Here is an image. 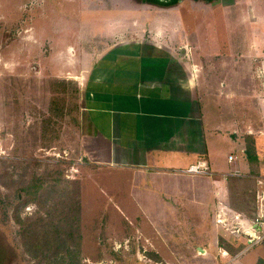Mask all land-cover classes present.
<instances>
[{
  "label": "rangeland",
  "instance_id": "374dc122",
  "mask_svg": "<svg viewBox=\"0 0 264 264\" xmlns=\"http://www.w3.org/2000/svg\"><path fill=\"white\" fill-rule=\"evenodd\" d=\"M20 2L0 0V160L56 164L65 179L80 182L79 264H211L216 246L227 247L226 239H214L216 233L225 235L233 229L213 225V194L207 207L176 205L167 209L161 201L166 197L156 186L144 179L143 187L133 186L142 176L88 166L80 153V94L77 97L70 85L60 95L55 94L52 83L57 79L50 76H61L70 67L68 42L74 40L71 48L80 53L92 43L88 41L97 39L121 18L126 24L135 22L141 27L162 26L173 41L191 46L187 55L200 54L196 57L202 67L200 79L208 86H202L199 100L207 117L203 123L210 128L203 132L212 139L208 143H212L211 155L217 163L227 165L228 177L238 172L236 177L244 178L247 175L240 167L253 162L242 159L239 153L247 136L244 128L249 125L256 135L261 117L254 94L262 89L264 100V89L256 91L252 78L253 72L264 69L250 59L264 57V0H218L212 5L185 0L167 9L141 5L138 0H24L26 10L18 15L15 7ZM31 2L33 6L41 3L28 8ZM114 3L123 8L138 7L120 12L111 7ZM77 33L86 42L76 41ZM77 42L84 47H78ZM55 98L62 100L52 104ZM49 113L58 135L51 147L42 141L43 121ZM44 137L45 141L48 137ZM256 141L264 146V136ZM228 156L237 159L228 163ZM200 167L210 173L197 176L200 185L223 181L213 169ZM231 179L226 182L228 189L239 184ZM257 181L263 185L262 179ZM253 182L249 177L240 184L244 183L247 191ZM5 195L12 198V192L0 188V232L14 252L11 264H53L41 258L32 260L23 251L11 218L13 203L5 202ZM28 207L21 210V216L36 209L35 205Z\"/></svg>",
  "mask_w": 264,
  "mask_h": 264
},
{
  "label": "crops",
  "instance_id": "0c3cea01",
  "mask_svg": "<svg viewBox=\"0 0 264 264\" xmlns=\"http://www.w3.org/2000/svg\"><path fill=\"white\" fill-rule=\"evenodd\" d=\"M19 1L15 7L18 15L26 10L27 3ZM39 3L33 6L31 2L28 8ZM111 7L131 12L138 6L123 8L114 3ZM111 25L97 39L88 41L92 43H87L80 53L71 48L74 40L72 44L68 42L70 67L61 76H50L73 81L79 89L78 132L83 161L91 167L144 177L133 186L143 187L142 179L156 186V191L166 197L161 201L167 209L176 205L207 207L212 193L213 225L233 229L225 235L216 233L214 239H226L227 247L216 246L211 264H264V146L255 142L264 136L262 89L254 94L261 123L256 135L249 125L245 126L247 136L239 149L242 159L253 162H244L240 167L247 175L244 178L236 177L238 172L228 177L227 165L217 163L211 155L212 143H208L212 139L208 140L203 132L210 128L203 123L207 117L199 100L202 86H208L201 83L202 67L196 59L200 54L187 55L191 46L173 41L162 26L141 27L135 22L126 24L122 18ZM79 37L77 33L76 41L86 42ZM77 43L78 47H84V43L81 46ZM263 58L250 57L261 69ZM253 73L256 91L264 89V72ZM211 130L217 133L213 126ZM234 135L232 132V141ZM235 159L228 156L227 162ZM192 165L208 166L221 174L223 181L200 185L197 176L177 175ZM249 177L256 182L246 191L244 183H240ZM229 178L239 184L228 189ZM258 179H262V186ZM236 197L241 201H236ZM247 197L251 198V204L247 203ZM199 217L201 221L207 219ZM202 251L205 255L206 251Z\"/></svg>",
  "mask_w": 264,
  "mask_h": 264
},
{
  "label": "trees",
  "instance_id": "16d2710c",
  "mask_svg": "<svg viewBox=\"0 0 264 264\" xmlns=\"http://www.w3.org/2000/svg\"><path fill=\"white\" fill-rule=\"evenodd\" d=\"M138 3L162 8L175 5L164 4L161 0H138ZM52 85L55 94L59 95L64 92L65 86L70 85L72 92L78 97L79 89L73 81L57 79ZM60 100L62 99L55 98L51 102L58 103ZM47 116L43 121L45 127L42 141L45 146L51 147L58 135L51 125L52 114ZM44 134L48 137L45 141ZM18 168L20 173L15 172ZM0 188L12 192V198L5 195L4 199L11 205L13 203L11 218L16 227L18 241L30 259L41 258L53 264L80 263L81 205L80 182L77 179H65L56 164L12 163L0 160ZM29 205H35V211L21 216V210H29ZM14 256L0 232V264H11Z\"/></svg>",
  "mask_w": 264,
  "mask_h": 264
},
{
  "label": "built area",
  "instance_id": "2783aa9c",
  "mask_svg": "<svg viewBox=\"0 0 264 264\" xmlns=\"http://www.w3.org/2000/svg\"><path fill=\"white\" fill-rule=\"evenodd\" d=\"M231 160V158H230ZM181 174L190 175V176H198V175H205L208 176V173L205 169H202L199 165H192L189 166L187 169L180 171Z\"/></svg>",
  "mask_w": 264,
  "mask_h": 264
},
{
  "label": "flooded vegetation",
  "instance_id": "af4514ba",
  "mask_svg": "<svg viewBox=\"0 0 264 264\" xmlns=\"http://www.w3.org/2000/svg\"><path fill=\"white\" fill-rule=\"evenodd\" d=\"M164 4H175L177 5L178 3L185 1V0H161ZM189 1H194V2H200L204 3L206 5H212L213 3H216L218 0H189Z\"/></svg>",
  "mask_w": 264,
  "mask_h": 264
},
{
  "label": "water",
  "instance_id": "95a60500",
  "mask_svg": "<svg viewBox=\"0 0 264 264\" xmlns=\"http://www.w3.org/2000/svg\"><path fill=\"white\" fill-rule=\"evenodd\" d=\"M201 253L203 252L201 249H198Z\"/></svg>",
  "mask_w": 264,
  "mask_h": 264
}]
</instances>
